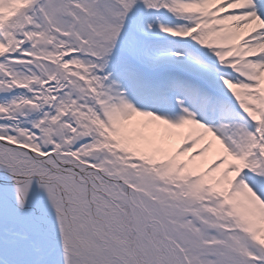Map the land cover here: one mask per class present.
Here are the masks:
<instances>
[{"label": "snow or ice", "instance_id": "snow-or-ice-1", "mask_svg": "<svg viewBox=\"0 0 264 264\" xmlns=\"http://www.w3.org/2000/svg\"><path fill=\"white\" fill-rule=\"evenodd\" d=\"M0 264H264V0H0Z\"/></svg>", "mask_w": 264, "mask_h": 264}]
</instances>
